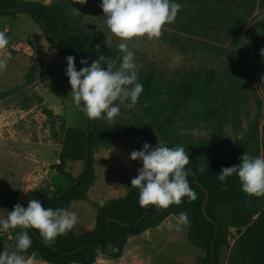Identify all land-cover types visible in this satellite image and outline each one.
<instances>
[{"label":"rangeland","instance_id":"1","mask_svg":"<svg viewBox=\"0 0 264 264\" xmlns=\"http://www.w3.org/2000/svg\"><path fill=\"white\" fill-rule=\"evenodd\" d=\"M23 1L44 4L63 1L73 14L81 16L87 30H102L103 46H116L120 42L108 31L99 4L88 7L87 2L81 4L79 0ZM177 2L181 9L174 22L162 27L160 37L151 40L135 37L128 42L135 54L138 79L149 75L152 87L160 90L193 71L215 69L217 76L209 88L208 104L203 106L201 101L193 100L167 122L166 118L176 110L175 100L158 91L156 115L172 131L167 134L156 127L148 128L131 140L95 146V173L88 198L71 202L69 210L76 212L78 220L65 233L67 236L76 238L93 230L99 207L129 191L130 181L141 164L129 154L144 138L166 145L173 138L182 142L186 152L200 151L207 155L226 154L238 141L243 153L264 156V56L260 54L264 48V0ZM0 31L9 37L6 48L11 52L7 68L0 71V216L6 217L16 203L26 207L29 199H37L39 194L65 184V178L53 167L59 162L63 127L85 128L88 118L71 102L65 56L49 45L30 15L0 16ZM125 104L112 120L102 116V122L118 125L153 118L144 99L139 97L131 108ZM207 106L217 107L211 120L191 118L195 111ZM43 108H50L51 114H45ZM82 167V162L69 165L76 175ZM247 202L263 206L264 194H247ZM182 232L186 234L185 226ZM171 234L176 235L177 230ZM238 235L237 228H228L222 264H229ZM15 244L10 229L0 232V252L18 251ZM200 254H204L203 250ZM31 264L52 263L37 254Z\"/></svg>","mask_w":264,"mask_h":264},{"label":"trees","instance_id":"2","mask_svg":"<svg viewBox=\"0 0 264 264\" xmlns=\"http://www.w3.org/2000/svg\"><path fill=\"white\" fill-rule=\"evenodd\" d=\"M94 3L99 4L100 0H87L88 7ZM23 13L30 15L39 24L51 47L65 57L69 54L75 57L77 70L83 66L80 64L81 58H90L91 63V60L98 59L99 54L111 56L119 63L121 54L116 46L102 45V30H87L82 25L81 16L73 14L63 1L44 4L39 1L0 0V16L17 17ZM97 45L100 46L98 50ZM216 76L215 69L197 70L170 81L160 90L152 87L151 76H144L139 80L143 84L140 99H144L149 113L153 115L151 120L139 118L127 124L110 125L102 122L100 117L88 118L85 128L65 125L59 162L53 166L65 178V184L39 194L37 199L42 206L69 209L72 201L88 198L90 181L95 173V146L131 140L148 128L156 127L167 134L172 131V127L166 126L156 115L158 101L155 94L158 91L159 94H170L175 100L176 110L166 118L170 122L182 106L193 100L201 101L206 106L209 88ZM43 111L48 115L52 112L50 108H43ZM216 112L217 107L207 106L205 110L195 111L191 118L211 120ZM144 142L153 147L157 145L151 143L148 137L142 140L136 150H140ZM176 145H182V142L170 138L167 146ZM241 154L243 152L238 141L234 142L226 154L216 152L207 155L200 151L188 153L189 163L186 168L191 169V172L187 179L197 194L195 200L182 197L180 204H172L165 209H156L154 205L141 207L138 203V189L132 187L130 181L129 191L124 196L110 199L99 207L93 230L76 238L62 234L56 237L54 244L48 245L43 242L38 230L29 228L26 231L32 244L23 254L30 258L33 253H38L44 261L52 264H93L99 255L118 258L123 255L129 236L156 227L170 215L176 216L183 211L188 214L190 221L185 226L189 242L204 252L197 255V264H222L221 253L228 242L230 226L237 228L239 235L232 246L229 264H264V205L257 207L247 202V193L241 191L237 176L228 177L226 187L216 178L221 166L239 164ZM78 162H82L83 167L76 175L69 169V165ZM139 165L142 167V162ZM201 165L204 166L203 171L200 170ZM204 207L208 217L204 214ZM10 230L16 237L20 229Z\"/></svg>","mask_w":264,"mask_h":264},{"label":"clouds","instance_id":"3","mask_svg":"<svg viewBox=\"0 0 264 264\" xmlns=\"http://www.w3.org/2000/svg\"><path fill=\"white\" fill-rule=\"evenodd\" d=\"M87 0H79L84 4ZM103 10L104 23L110 33L119 38L116 48L120 52L117 64L111 56L98 55V59L81 58L82 67L77 70L75 57H65V75L71 86L70 96L74 106L79 108L89 119L105 117L112 120L120 112V106L134 107L143 92V84L138 79V68L134 51L129 41L135 37H146L151 40L162 35V27L174 22L181 4L177 0H100L98 5ZM9 37L0 31V71L8 66L11 58L6 46ZM97 50L99 45L96 46ZM264 56V48L260 49ZM133 160L142 162L137 175L131 179V186L138 189V203L141 207L154 205L156 209H165L172 204H180L182 197L195 200L197 194L190 187L187 176L191 169L188 152L182 145L169 147L160 141L156 146L144 142L140 150L129 154ZM240 163L232 166H221L217 180L225 186L226 179L233 175L240 181L241 191L250 195L264 194V156H251L247 152L239 157ZM204 166H200L203 171ZM76 212L65 207H43L39 199H29L27 206L16 203L0 216V232L9 229L16 232L15 247L18 251L0 252V264H30L29 259L21 254L31 244V237L26 231L29 228L38 230L45 244L55 243L57 236L65 234L77 223ZM190 223L186 212H179L175 223L167 227L181 230Z\"/></svg>","mask_w":264,"mask_h":264},{"label":"crops","instance_id":"4","mask_svg":"<svg viewBox=\"0 0 264 264\" xmlns=\"http://www.w3.org/2000/svg\"><path fill=\"white\" fill-rule=\"evenodd\" d=\"M175 217L170 215L158 226L129 236L121 257L99 255L93 264H197V255L201 253V249L187 241V230L184 234L181 228L174 235L171 232L174 233L175 229L167 227L168 224L175 223ZM37 254L33 253L28 258L30 264Z\"/></svg>","mask_w":264,"mask_h":264},{"label":"water","instance_id":"5","mask_svg":"<svg viewBox=\"0 0 264 264\" xmlns=\"http://www.w3.org/2000/svg\"><path fill=\"white\" fill-rule=\"evenodd\" d=\"M204 214H205V216H207L208 217V214H207V212H206V209H205V207H204ZM217 231H218V227L216 226V233H217ZM213 248V247H212Z\"/></svg>","mask_w":264,"mask_h":264}]
</instances>
